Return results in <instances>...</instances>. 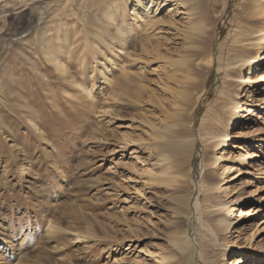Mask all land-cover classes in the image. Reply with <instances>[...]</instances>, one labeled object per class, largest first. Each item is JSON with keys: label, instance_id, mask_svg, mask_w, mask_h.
<instances>
[{"label": "rangeland", "instance_id": "1", "mask_svg": "<svg viewBox=\"0 0 264 264\" xmlns=\"http://www.w3.org/2000/svg\"><path fill=\"white\" fill-rule=\"evenodd\" d=\"M5 1L0 61L11 42L60 18L75 42L62 36L52 50L75 79L69 93H33V115L0 96V264H264V66L250 79L264 60V0H204L214 15L200 55L189 39L199 20L192 2L161 5L152 19L173 25L135 30L123 45L117 29L133 8L109 21V0H17L18 10ZM42 57L54 83L67 76ZM181 60L209 74L185 79ZM225 80L239 85L236 100L225 97ZM181 94L202 100L189 109ZM178 141L186 155L164 148Z\"/></svg>", "mask_w": 264, "mask_h": 264}, {"label": "bare ground", "instance_id": "2", "mask_svg": "<svg viewBox=\"0 0 264 264\" xmlns=\"http://www.w3.org/2000/svg\"><path fill=\"white\" fill-rule=\"evenodd\" d=\"M89 0H53L55 4L59 5L63 8H71L72 4L79 3V5L83 4L84 2H87ZM91 3H105V0H90ZM111 5L106 6L104 10H102V15L104 17H108L109 21H117V14L118 11H123L126 13L128 9L133 8V12L129 19H124L123 23L120 28L117 29V34H119V40L117 41L118 44H127L130 34L134 33L135 30L138 31H153V32H160V29L162 25H173L172 21H164L163 19L159 18L157 20H153L152 18L156 17L161 9V5H164L165 3L171 1V0H109ZM125 1V2H124ZM184 3L192 2V8L191 11L197 15L199 20H197L196 23L191 25L190 27V40L192 48H194L197 52V55L202 54L198 49L197 44H204L206 45V42L208 39H206L204 36H207V29L210 23V19L213 17L214 13L211 11L210 6L211 4H207L208 2L204 3L200 0H181ZM7 7L6 10H18L20 9V3L17 2V0H6ZM121 2H124V7L122 6ZM160 2V3H159ZM81 3V4H80ZM111 6V7H110ZM92 10L89 12V15L92 13L96 15V12H100L96 10ZM81 14H84V9L81 8ZM210 18V19H209ZM60 18H57L53 21L44 20L43 23L38 27L37 32L35 34V38L32 39L31 35L29 34L26 38H20L16 42H11V53L6 56L4 60L0 61V96L5 101L13 102L16 106V109L19 112H24L29 115H33L35 112V108L30 104L31 99H33V93H38V91H45L46 96L48 98H51L54 96V94L57 92L56 90L58 88H61L63 93H69L70 89L69 86L74 83L75 76L71 75L69 73V70L66 71L65 66H59L58 60L59 55L56 54L53 50L55 47H53L52 42L55 39H58V41L62 40V27L60 24H58V21ZM62 20V19H61ZM63 22V20L61 21ZM68 22L65 20L63 22V25L67 27ZM98 27L99 30L107 31L108 30V24ZM64 27V28H65ZM66 30V29H65ZM15 31V32H13ZM13 31H9V29L5 30L4 37L8 36L12 33H17L18 29L15 28ZM52 31L56 32L55 34H52ZM65 33V32H64ZM63 40L67 43L68 46H72L74 42H70L71 38L70 35L65 33L63 36ZM29 44L30 46L26 48L27 50H24L22 47L24 45ZM134 43L132 40L128 42V44ZM91 48L95 50L96 48L101 46V40L100 38H97L95 40H91L90 42ZM197 45V46H196ZM206 48V47H204ZM29 52H25L28 51ZM57 50H62L61 48H58ZM29 53V54H28ZM33 55H37L36 57ZM65 55V54H64ZM48 57V63H52L54 65H58L56 70L63 75L64 73H68L67 76L60 82H53V78L55 76V70L51 66L46 65L45 60L43 57ZM20 57V58H19ZM208 61V64H211V58ZM177 64H180L184 67H180L183 69V77L185 79L189 78L193 80V74L198 75L201 78V82H203V78L209 74L205 68H201L199 72H194L191 70V66L189 62L187 61H179L176 62ZM68 65V64H67ZM71 66V64H70ZM262 66H264V60L261 61V64L259 66L252 67V70H255L250 75L253 76L255 72H258L261 70ZM241 68V67H240ZM70 69V67H69ZM181 69V70H182ZM206 70V71H205ZM243 69H238V72H241ZM20 71H23L25 73L24 77L15 76L16 73H19ZM236 71V72H237ZM29 74L36 75V82H32L29 87H26L25 89L19 88V86L22 85V83L25 82L27 79V76ZM223 87L225 90H227L228 94H225V97H229L232 100H236V96L238 95L239 91V85L234 81H227L225 80L223 82ZM194 88H196V84L194 82L193 85ZM183 96V99L187 101V104L189 106V109L193 108L195 106L198 107L200 101L202 100L201 96L199 97H191L188 94H181ZM227 95V96H226ZM35 97V96H34ZM227 98L222 99L223 102H220L216 106V111L218 116L220 117L226 109H230L232 106L231 100ZM190 100V101H189ZM221 100V101H222ZM6 104V103H5ZM39 106V105H38ZM41 106V107H40ZM38 110H43V105H40ZM1 107V106H0ZM246 111L244 112V116H246ZM216 115V113H215ZM217 116V115H216ZM217 116V119L219 118ZM180 120L183 119V116L178 115ZM222 117V116H221ZM179 118L175 120L176 122H180ZM215 119V117H214ZM216 121V120H215ZM218 121V120H217ZM215 123V122H214ZM187 146L183 141H178L172 144L166 143L164 145V148H166V151H172L173 153H181L186 155L188 153V150L186 149ZM28 169L29 167H23L20 170L21 176L28 175ZM239 223L245 221V218L240 217L238 219ZM239 226L236 228V233H241L239 231ZM185 243V242H184ZM181 245V244H180ZM181 247V246H180ZM182 248V247H181Z\"/></svg>", "mask_w": 264, "mask_h": 264}]
</instances>
